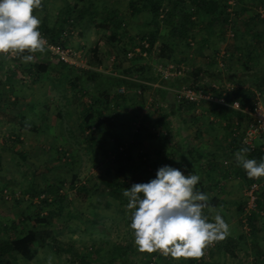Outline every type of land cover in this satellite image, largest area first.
I'll return each mask as SVG.
<instances>
[{
	"label": "rangeland",
	"instance_id": "1",
	"mask_svg": "<svg viewBox=\"0 0 264 264\" xmlns=\"http://www.w3.org/2000/svg\"><path fill=\"white\" fill-rule=\"evenodd\" d=\"M77 1L42 0L41 6L33 12L41 22L45 21L48 28L65 30L62 37H67L68 44L77 51V64L81 65L73 67L74 70L78 67V69L91 70L101 76H109L122 75L128 69L132 70V65H141L145 67L146 75L157 80V83L151 86L156 88L155 85H159L161 78L155 71L154 65L157 62H166L159 55H162L160 51L164 45H168L172 49V53L168 55L172 57L167 62L183 66L186 70L185 75L190 71L189 69L204 63L203 55L214 52L219 60L224 61V69H220L217 65L212 70L221 73L220 79L224 83L253 92L256 90L254 83L257 79L263 78L264 0H236L234 6H229L230 12L226 10V13H230L227 16L228 26L214 22L215 34L209 37L207 35L208 50H205L206 48L199 50L196 46L205 36L199 27L202 26L201 24H196L189 32L190 38H187L189 46H182L183 41L179 40L176 34H172L168 26L159 22L158 38L148 58H137L140 60L135 64L130 63L131 59H126L121 67L117 68L115 65L119 61L118 56L122 48L135 45L140 35L155 31L156 25L150 13L146 11L132 13L129 0H83L78 3ZM75 3L77 7H87L84 19L79 23L75 22L73 26L62 25L65 9ZM219 3L227 5L226 0H220ZM165 5L167 3L164 0L163 6ZM188 5L186 3V6ZM139 7L137 5V9ZM183 9L179 10L175 23L180 21V14L184 13L182 11L187 10ZM91 12H96V15L91 16ZM114 14L120 17L124 25L118 32V38L111 40L105 29L97 28L96 25L105 17H113ZM93 50H96L99 62L92 58ZM247 51L255 52L256 56L249 58L246 68L242 66L245 62L239 64L238 61L232 60V64L230 61L228 63L226 55L239 54L244 58ZM198 53L201 55L199 56ZM32 54L36 55V58L31 62L21 60L22 63L15 61V64L7 58L0 62V189L6 186L8 191L14 192L6 195V200L0 196V225H10V222L14 221L18 228L21 226V218L28 215L39 200L28 197L29 187L36 189V186L41 187L43 184L58 186L65 197V209L60 216H55L51 220L49 226L58 242L57 248L36 246V255L31 261H25L15 255L6 256L3 264H6V261L8 264H119L120 260L112 263L108 261L111 260L110 254L106 258L108 253H112L114 257L118 252L125 254V259L128 261L147 262L148 254L139 251L134 243L133 230L130 228L134 210L127 208L128 198L120 200L117 196H109L107 189L104 191L98 189L102 181L110 180L112 176L114 166L111 146L108 145L104 153L99 150L88 153L79 149L78 144H81V139L74 140L70 137L77 131L80 118L79 103L82 101L90 103L91 96L95 98L96 84L89 83L88 88H85L89 94L77 100L69 81L64 80L61 74L49 71L47 78L42 76L36 81L33 76L35 67L31 63L34 64L38 58L46 59L48 53L44 51ZM182 57L184 62L181 61ZM14 65L18 66V69L10 85L5 77L12 71ZM203 79V83L209 81L206 76ZM176 80L171 78L165 83L174 84ZM213 82L219 83V81ZM167 85H163L169 88L163 101H160L151 89L141 93V105L134 100L133 92L125 93L128 97L127 101L119 102L118 106L111 100L113 105L106 114L116 118L118 127L115 133L121 136L122 143L126 145H134V133H141L139 142L131 149L136 159L146 154L147 160L158 162L159 168L168 165L179 168L186 175L188 173L198 175L208 187L207 195L215 196L225 203L221 208L204 211V214L211 220L219 212L229 225V234L226 236L228 238L246 233L245 223L240 222V217L243 216L239 214V209L246 202L247 185L233 176L226 181L219 180L214 171L215 167L223 171L233 167L228 158L231 151L228 139H225V132L219 127V118L211 114L214 105L211 103L209 107L204 103L193 112L182 110L172 114L170 106L175 105V97L181 87ZM10 86L14 90L11 98L9 96L11 102L16 96L18 97L14 107L7 105L6 100ZM204 88L207 89L206 86ZM117 92L122 93L123 90L120 88ZM136 95L138 96V93ZM159 114L168 116L171 137L167 143H162L161 140L151 136L152 124ZM20 116H24V119L21 120ZM33 125L39 126V131H35ZM140 127L145 130H140ZM256 143L261 141L257 140ZM195 148L209 151L212 156L209 163L202 160L201 167L194 166L189 171L181 157L187 152L182 151ZM60 149L66 155L76 150L73 154L74 161L67 164L68 161L66 163L64 158L55 152ZM211 164L214 165L212 171L209 170ZM80 187L85 188L81 190ZM12 195L22 199L20 198L19 203H15ZM245 236L246 243L255 242L264 253V232H258L253 240L250 239L248 232ZM237 247V257L221 256L214 241L203 250L204 255L200 258L209 264H259L243 247ZM156 252L159 254L158 251ZM166 256L172 257L169 254ZM173 260H178L180 264L184 258H173ZM150 261L156 263L154 258Z\"/></svg>",
	"mask_w": 264,
	"mask_h": 264
},
{
	"label": "trees",
	"instance_id": "2",
	"mask_svg": "<svg viewBox=\"0 0 264 264\" xmlns=\"http://www.w3.org/2000/svg\"><path fill=\"white\" fill-rule=\"evenodd\" d=\"M83 1V0H78ZM77 1V3H78ZM164 0H129V8L132 10V13H139L141 11L149 12L151 15L154 24L156 25V29L154 32L149 34L140 35L135 45L129 46L128 48H122L121 54L118 56L119 61L115 67H121L123 61L127 58V53L132 51L133 48L139 46L140 42L145 41L148 44L147 49H143L144 52H151L152 48L157 41V35L159 33V25L161 22L169 27L172 34H176L179 40L183 41L182 46H189L187 43V38L189 37V32L191 31V27L193 28L196 24H201L202 26H207L208 37L212 36L213 24L214 22L219 23L221 26H228L227 16L229 13H226V9L228 8L225 3L220 4L215 0H165L167 5L163 6ZM77 3L73 6H68L65 9V14L63 18L62 25L65 24L67 26H73V24L79 23L84 19V12L87 10L86 8L77 7ZM186 3L189 5L186 6ZM137 5H139V9H137ZM191 6V7H189ZM187 10H184V9ZM184 10L180 14V21H178L177 25H175V18L179 15L181 10ZM180 10V11H179ZM73 13L75 14L73 16ZM92 15H96V12H91ZM236 15V12H235ZM73 16V17H72ZM113 17H105L102 21H100L96 26L97 28H103L109 34L111 40L118 38L119 30L123 27L124 23L117 17V15H112ZM160 16H162L160 18ZM198 22V23H197ZM39 31L42 36L48 40L49 43L53 44L56 47L67 48L71 46L68 44L67 37H62L64 35L65 30L62 28H54L47 27L45 21L43 20L39 25ZM222 32V30H221ZM96 50L91 51L92 58L94 60L97 59ZM161 56L159 57L166 62L169 60L172 55H168L172 53V49L168 47V45H164V48L161 49ZM250 51H247V56H250ZM33 55V54H32ZM36 55H33V59L36 58ZM7 58L11 61L21 62V58L19 55H15L14 59H11L7 56H0L1 60ZM121 58V59H120ZM136 57L132 58L130 63L135 64L138 60ZM243 59V58H242ZM129 60V59H128ZM120 62V63H119ZM210 67H206V70L202 72V68L193 67L189 69L190 71L181 78L177 79L174 84L167 85L165 80L159 81V85H167L171 87L180 88L183 86H194L197 85L199 81L202 80L206 76L208 78V82L219 81L223 82L220 79L221 73L213 71L212 73L209 68H214L215 63L213 58L209 61ZM224 62V61H223ZM243 67H247V61L244 60ZM15 63V64H16ZM22 63V62H21ZM33 67H35L34 78L36 81H39L42 76L47 78V74L50 71H54L57 74H61L64 76V80L69 81V85L74 92V96L78 100L81 96H86L89 94V91L85 88H88L87 85L93 82L97 87V94L95 98L91 96L90 103H84L83 101L79 103L80 105V118L79 123L77 125L76 134L70 136L75 139H81V144L79 149L84 152H94L99 150L101 153L106 151V147L108 145L111 146L113 158V172L110 180L102 181L99 186V191H104V189L108 190L109 196H117L120 200H125V196L123 192L125 189L130 188L134 184L138 183H147L151 179L155 178L156 171L159 169V164L156 161H149L148 156L146 154L140 155L137 159L131 153V149H133L137 143L139 142L141 133H134L133 140L135 142L134 145H126L122 143L121 136L115 133V129L118 127L116 118L111 114H106L112 105L118 106L121 102L127 101L128 97L125 93L133 92L134 100L141 105L142 97L141 93H144L147 89H151L152 92L158 96L160 101H163L166 96V90L158 87L152 88L151 85L153 83H157V80L154 77H149L146 75L147 71H145V67L139 65H132V70H127L125 73L109 75V76H101L96 72L86 69H72L73 66H68L62 61L56 59L55 57L48 55L46 59L41 58L37 59L35 63H31ZM18 66L14 65L12 71L6 74V80L8 83H12V80L15 77V72L17 71ZM211 73V74H210ZM178 82V83H176ZM1 84V83H0ZM151 84V85H149ZM255 89L261 93L264 100V75L262 79H257L254 83ZM205 87V86H204ZM9 88V87H8ZM122 89V93H118V89ZM9 95L6 96L7 105L15 106L17 103L18 97L13 99L11 102V95L14 93L12 86L9 88ZM83 91H82V90ZM138 93V96L136 95ZM214 96H220L218 92H214ZM10 96V98H9ZM253 92L244 88H235L229 92H226L224 95V101L226 104H231L235 101L239 102L240 109L247 108L251 110L253 108ZM111 100H113V104H111ZM155 102L157 100L153 99ZM120 102V103H119ZM204 103L208 104L210 107L211 103L209 102H201L199 105H204ZM213 104V103H212ZM213 117L219 118V127L222 128L225 132V139H228L229 147H231V151L228 155V158L232 162L233 167H229L227 171H223L214 165L209 166V170H213L216 172V177L219 180H228L231 176L241 180L247 185V187L253 182L264 183V177L260 178H252L249 177L246 172L237 164L234 160V153L240 150L241 148H247L241 145L240 138L242 136V132L244 131L246 124L248 122L247 116L238 111L231 110L228 106H221L213 104ZM199 106V107H200ZM196 109L195 103L183 102L182 104H176L170 106V113L176 114L177 111L180 110H189V112H193ZM157 111H159L157 109ZM21 120L24 119V116L19 117ZM168 116L159 114L157 115L155 121L152 124V138H157V140H161L162 143H167L168 139L171 137V131L168 128ZM244 120H247L245 122ZM34 126V125H33ZM39 126H34V130L39 131ZM145 130L143 127H140V130ZM142 130V131H143ZM70 133V131H68ZM18 141V139H17ZM261 143H257L253 149H249L248 158L256 159L257 162H260L261 158H264V140H258ZM74 143L77 144L76 141ZM63 148V145H61ZM57 154H60L61 158H64V161L69 164V162H73V158L76 150L72 152L63 153V150H56ZM67 152V151H66ZM74 152V153H73ZM195 151H191L188 153V160H184L185 165L190 167L193 164L196 166H200L202 160L207 159L205 154L200 152H196L197 158H194ZM193 161V162H192ZM206 162H210L207 160ZM201 167V166H200ZM179 169V168H178ZM183 172V171H182ZM210 177V174H208ZM197 190L207 194L208 187H206L204 181L199 180L197 185L195 186ZM85 187H80L83 190ZM60 188L56 185H42L41 187L36 186V189L33 187H29L27 195L31 199H39L37 204L33 205V210L28 213V215L24 216L20 220V227L11 221L10 225L2 224L0 225V264H3L6 260V256H19L25 261H31L36 255V246L43 247L49 246L51 249L57 248V240L54 233L50 229L51 220L54 219L55 216H60L62 214L64 208L65 197L61 194ZM7 192V193H6ZM4 193V194H3ZM6 193V194H5ZM14 194V192L8 191L6 186L3 189H0V196L4 200L6 195ZM24 194V193H23ZM13 196V195H12ZM208 203L213 206V209H218L224 206V201L220 200L215 196H210ZM21 197H12V200L15 203H19ZM6 200V199H5ZM33 204V203H32ZM47 210V211H46ZM209 209H205L207 211ZM239 214L243 217H240L241 223H245V227L247 228L246 233L248 232L250 239L256 237L258 232H264V185L257 194L255 209L251 211H246V202L243 203V206L239 209ZM245 232L242 234H238L234 238L224 239L222 241H215V246L218 247L219 253L221 256L229 255L232 258L237 257V246L243 247L244 250L253 256V259L259 264H264V253L259 249L258 245L255 242L246 243L245 242ZM106 244V242H105ZM250 248V249H247ZM112 252V251H110ZM147 253V252H146ZM111 256V260H108L110 263L115 260H120L119 264H153L151 263V259L154 258V264H178V260H173V257H169L166 255H159L156 251L152 253H147L148 261L147 262H139L135 263L133 261H128L125 259V254L122 252H118V254L108 253L106 258ZM6 264L7 261H6ZM180 264H209L207 261L199 259H191L184 258V260ZM217 264V263H214Z\"/></svg>",
	"mask_w": 264,
	"mask_h": 264
},
{
	"label": "clouds",
	"instance_id": "3",
	"mask_svg": "<svg viewBox=\"0 0 264 264\" xmlns=\"http://www.w3.org/2000/svg\"><path fill=\"white\" fill-rule=\"evenodd\" d=\"M42 0H0V56L19 55L31 62L32 53L44 52L47 41L39 31L40 19L33 14ZM248 148L234 153L237 166L249 177H264V158H248ZM200 177L165 165L155 178L125 189L127 208L132 209L130 228L141 252L161 251L173 258L198 259L214 241L225 239L229 225L217 212L211 220L204 214L207 194L196 189Z\"/></svg>",
	"mask_w": 264,
	"mask_h": 264
},
{
	"label": "built area",
	"instance_id": "4",
	"mask_svg": "<svg viewBox=\"0 0 264 264\" xmlns=\"http://www.w3.org/2000/svg\"><path fill=\"white\" fill-rule=\"evenodd\" d=\"M236 0H226L227 7L234 6ZM226 9L230 12L231 9ZM230 14V13H229ZM162 16H160L161 18ZM47 44L45 51L48 55L55 57L56 59L62 61L68 66H81L77 64L78 53L74 49L60 48L49 43L46 39ZM139 46L132 49V51L127 53V58L132 59L136 57H141L142 59L148 58L149 53L142 51L148 48V44L145 41L140 42ZM11 59L15 58V55H3ZM217 65L220 69H224V64L222 61L218 60ZM78 68V67H77ZM154 69L162 80H170L171 78H183L185 76L186 70L183 66L174 65L172 62H157L154 65ZM204 79L198 82L197 85L192 87L183 86L179 89L175 97L176 104H182L183 102L195 103L196 108H198L201 102H209L215 105L228 106L233 111H238L244 113L248 122L242 136L240 138V143L242 146L253 149L255 147V140H264V100L261 93L253 91V108L251 110L240 109L239 102L235 101L231 104H226L224 101V95L236 86L230 83L224 82H206L203 83ZM206 86L207 89L204 88ZM218 92L220 96H214V92ZM197 111V110H196ZM264 181V180H263ZM263 183L253 182L250 184L246 190V211H251L255 209L257 194L260 191ZM7 196L5 197V199ZM159 254L167 255L161 251Z\"/></svg>",
	"mask_w": 264,
	"mask_h": 264
},
{
	"label": "crops",
	"instance_id": "5",
	"mask_svg": "<svg viewBox=\"0 0 264 264\" xmlns=\"http://www.w3.org/2000/svg\"><path fill=\"white\" fill-rule=\"evenodd\" d=\"M215 1H217L218 3L220 2V0H215ZM198 23V22H197ZM175 25H177V23H175ZM200 28H201V30L205 33V36L203 37V38H201L202 40L200 41V44H196V46H197V48L199 49V50H201V49H203L204 50V48H206L205 50H208L209 49V45H208V37H207V35H208V31H207V26L206 25H204V26H199ZM216 29L214 28V26H213V31H212V34H215V31ZM169 31H170V29H169ZM191 31H192V27H191ZM264 33V32H263ZM236 48V47H235ZM198 52V51H197ZM224 52V51H223ZM254 53L255 52H251L250 53V56H247L246 55V57H244L243 59H242V57H241V55H239V54H235L234 56H231V54H228V55H226L227 57H226V59H227V61H228V63H229V61H230V64H232V60L233 61H238V63L239 64H241L242 62H244V60H249V58H252V56H256V55H254ZM224 54V53H223ZM198 55L200 56L201 55V53H198ZM206 55V56H205ZM205 55H203L204 56V58H203V61H204V63L202 64V65H197V67H200V68H202V72H204V70H206V67H210V62L209 61H211L212 60V58H213V61H214V63H215V65L217 66V62H218V58H217V55L214 53V52H211V53H209V54H205ZM181 56H183V55H181ZM184 56H185V53H184ZM241 57V58H240ZM222 58V57H221ZM190 59H191V57H190ZM218 59V60H217ZM185 60H186V57H185ZM242 60V61H241ZM181 61H183L184 62V57H182V60ZM201 61H202V59H201ZM202 61V62H203ZM220 61H222L223 62V60H220ZM182 62V63H183ZM204 66V67H203ZM243 66V65H242ZM212 68H209V70L211 71V73H212V70H211ZM215 70V69H214ZM217 72V71H216ZM216 72H214V73H216ZM210 73V74H211ZM186 77V76H185ZM184 77V78H185ZM184 78H182V79H184ZM179 80H181V78L179 79ZM154 84H156V83H153L152 85L151 84H149V85H151V86H153ZM156 86V88H158V87H161V88H163V89H165L166 90V95L168 94V92H169V88L168 87H163V86H160V85H155ZM171 87V86H170ZM178 112H182V110H180V111H177V113ZM197 112V111H196ZM176 113V114H177ZM257 142V140H255V143ZM257 144V143H256ZM255 144V145H256ZM185 145H183V147H184ZM191 151H195V153H194V158H197V154H196V152L198 151V152H200V153H202V154H205L206 156H207V159H205V160H203V161H207V160H210V156H212V154H211V152H209V151H206V150H202V149H199V148H195V149H190V150H188V151H182V152H187V154H184V153H182V154H184V155H182L181 157L183 158V160H188V153L189 152H191ZM189 161V160H188ZM193 162V161H192ZM185 163V162H184ZM185 166V165H184ZM195 166V168L197 167L196 165H192V166H190V167H188V166H186V168L190 171L191 170V168L192 167H194ZM225 239H231L230 237L228 238V237H226Z\"/></svg>",
	"mask_w": 264,
	"mask_h": 264
}]
</instances>
